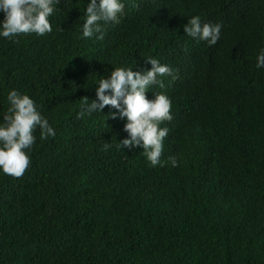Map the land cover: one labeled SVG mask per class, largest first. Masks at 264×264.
Segmentation results:
<instances>
[{
    "label": "trees",
    "instance_id": "16d2710c",
    "mask_svg": "<svg viewBox=\"0 0 264 264\" xmlns=\"http://www.w3.org/2000/svg\"><path fill=\"white\" fill-rule=\"evenodd\" d=\"M124 2L103 40L81 38L87 0H60L50 34L0 38V119L15 88L56 130H37L22 177L0 172V264H264V0ZM197 15L223 25L215 46L185 35ZM147 57L177 75L146 93L172 101L163 167L119 150L110 106L76 115L99 79Z\"/></svg>",
    "mask_w": 264,
    "mask_h": 264
},
{
    "label": "clouds",
    "instance_id": "9594fccd",
    "mask_svg": "<svg viewBox=\"0 0 264 264\" xmlns=\"http://www.w3.org/2000/svg\"><path fill=\"white\" fill-rule=\"evenodd\" d=\"M60 0H0V38L14 40L22 35L45 36L53 31L50 18L55 15ZM124 0H87L84 19L79 24L82 39L103 40L106 25H118L125 16ZM221 23L202 22L200 16H192L183 31L187 37L209 47L220 40ZM145 61L150 69L133 71L134 67H117L108 78L99 79L95 88V100L83 101L76 113L78 119L101 113L106 106L115 109L109 113L113 118L125 120L123 131L127 138L118 142V148L132 150L142 148L150 166H164L161 157L164 140L169 134L167 127H161L173 119L170 97L159 92L149 99L146 93L153 87L164 88L163 78H177L174 69L162 64L155 57ZM256 68H264V48L256 56ZM7 111L0 119V172L20 178L30 167V150L36 144L35 133L39 131L40 140L56 136L55 128L42 114L40 106L26 93L10 89L6 95ZM111 144H105L108 150ZM173 167L178 166L175 157L169 158Z\"/></svg>",
    "mask_w": 264,
    "mask_h": 264
}]
</instances>
